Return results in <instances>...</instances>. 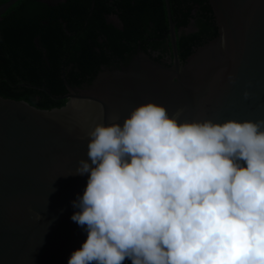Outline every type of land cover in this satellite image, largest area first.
I'll list each match as a JSON object with an SVG mask.
<instances>
[{"label":"clouds","instance_id":"9594fccd","mask_svg":"<svg viewBox=\"0 0 264 264\" xmlns=\"http://www.w3.org/2000/svg\"><path fill=\"white\" fill-rule=\"evenodd\" d=\"M181 115L146 102L89 128L67 264H264V119Z\"/></svg>","mask_w":264,"mask_h":264},{"label":"water","instance_id":"95a60500","mask_svg":"<svg viewBox=\"0 0 264 264\" xmlns=\"http://www.w3.org/2000/svg\"><path fill=\"white\" fill-rule=\"evenodd\" d=\"M208 1L218 32L183 64L137 54L50 108L0 95V264H67L86 240L71 216L88 176L71 173L95 123H122L146 102L186 120L264 119V0Z\"/></svg>","mask_w":264,"mask_h":264},{"label":"flooded vegetation","instance_id":"af4514ba","mask_svg":"<svg viewBox=\"0 0 264 264\" xmlns=\"http://www.w3.org/2000/svg\"><path fill=\"white\" fill-rule=\"evenodd\" d=\"M18 1L20 0H15L8 7L0 10V21L7 15L6 12L9 9L8 14L10 13V16L15 17L12 15L13 11L17 14L21 6L30 3L36 7L23 18L24 25L30 26L46 7L52 8L54 12H64V17H59L64 33L69 37L72 35L78 43L83 41L82 34L84 32L95 35L94 39L87 37L84 43L85 47L91 45L96 55H93L94 58L101 59L98 69L85 79L77 82L76 80H71L66 76V71L74 65V62L69 61L66 65V54H64L61 58V76L65 88L59 95L51 94L53 98L59 100L66 99L65 95L70 92H76V89L85 88L91 83L99 71L126 66L137 54L141 56L146 55L151 60L165 65H172L175 62V58H177L179 64H183L194 48H196L195 43L197 39L200 36H206L207 33V31L200 29L197 20L206 19L208 21L206 16H210V14L212 15L211 22H213L218 32L213 10L209 11L207 9L206 13L202 14L200 7L204 5V2L200 4L198 0H185L183 6L186 4L190 5L189 12L184 16L182 14L183 12H180L176 17L171 13L169 0H164L167 22L161 30L157 29L158 26L156 27L155 20H152L150 16L154 14L155 10H150L148 15L145 14L147 0H24L19 8L16 7L14 9L16 4L19 3ZM184 10L186 9L184 8ZM66 15L67 17L65 18ZM40 21L42 24L48 22L45 14H41ZM66 25H73L75 29H67ZM160 32L162 34H159ZM172 33L175 49L172 41ZM189 37L193 41L189 40ZM180 38L183 40L181 46L177 44ZM39 39L38 35L33 37L36 46L42 47ZM109 39L110 42H108ZM80 51L81 49L78 50V53ZM42 53L47 59L46 52ZM74 70H77L76 66H74ZM20 84L22 82L12 83L13 86H19ZM25 86L27 85L25 84ZM34 86L43 88L42 86ZM35 97H38V94Z\"/></svg>","mask_w":264,"mask_h":264},{"label":"trees","instance_id":"16d2710c","mask_svg":"<svg viewBox=\"0 0 264 264\" xmlns=\"http://www.w3.org/2000/svg\"><path fill=\"white\" fill-rule=\"evenodd\" d=\"M3 1L6 0H0V3ZM198 1L200 4L204 2V5L200 7L202 14H205L207 9L212 11L208 0ZM18 2L14 9L19 8L24 0ZM169 2L174 17L180 12H183V16L189 12L190 5L183 6L185 0H169ZM35 7V5L27 3L19 8L17 14H15V11L12 12L15 17L10 16V13L8 14L9 9L6 12L7 15L5 14L6 16L0 21V95L24 99L38 107L50 108L59 106L65 101V99L53 98L51 95H59L65 88L61 76V58L64 54H66V65L69 61L74 62V65L66 71V76L71 80H76V82L95 73L101 59L93 57L95 51L91 45L85 47L84 41L86 38L91 37L94 39V34L84 32L82 34L83 41L80 43L74 40L72 35L70 37L65 35L59 20V17H64L63 11L54 12L52 8L45 7L35 19L36 21L32 22L30 26L24 25L23 18ZM150 10H155L154 14L150 16L152 20H155L156 27L158 26L157 29H163L167 22L165 1L147 0L145 14L148 15ZM41 14L46 16L48 20L46 24L41 23ZM206 17L208 21L206 19L197 20L200 29L207 31V33L206 36H200L197 39L195 46L217 34L216 28L211 22L212 15ZM66 28L75 29L73 25H66ZM35 35L40 38L39 41L42 47L36 46L33 40ZM189 40L193 41L191 37H189ZM108 42H110V39ZM177 42L181 46L183 40L180 38ZM80 49L81 51L78 53ZM42 52H46L48 60ZM74 66L77 67V70H74ZM16 82H22V84L13 86L12 83ZM32 84L43 88H37ZM36 94H38V97H35Z\"/></svg>","mask_w":264,"mask_h":264}]
</instances>
